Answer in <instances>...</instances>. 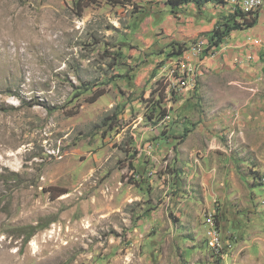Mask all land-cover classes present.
Wrapping results in <instances>:
<instances>
[{"label":"rangeland","instance_id":"obj_1","mask_svg":"<svg viewBox=\"0 0 264 264\" xmlns=\"http://www.w3.org/2000/svg\"><path fill=\"white\" fill-rule=\"evenodd\" d=\"M154 1L0 0V264H264V81L197 88Z\"/></svg>","mask_w":264,"mask_h":264},{"label":"crops","instance_id":"obj_2","mask_svg":"<svg viewBox=\"0 0 264 264\" xmlns=\"http://www.w3.org/2000/svg\"><path fill=\"white\" fill-rule=\"evenodd\" d=\"M176 1L179 3V0ZM156 2H159L160 11H158L157 15H159L158 18H161V20L156 27L151 26L150 30L151 32L158 30L161 32V36H159L163 38L162 44L164 46L175 41L179 43L178 45H182L187 49L191 41L201 37L207 38L217 24L228 25V27L238 25V29L232 30L228 34L219 48L214 50L213 55L207 57L203 55L201 57L202 76L198 80L197 88L199 84L201 86L205 78H211L210 76H219L225 73L228 75L234 74L239 81L249 80L247 81L248 84L253 86L251 91L256 92L258 90L259 83L264 81L263 13L245 14V17L234 16L238 8L232 4L231 0H183L182 4H178L173 9L169 4V0H155V5ZM244 19L249 21L253 19V26L251 28H245V25H243ZM152 21L156 23L155 18ZM178 65H180L182 73L190 70V73L186 75L192 84L196 82L195 78L201 75L200 72L194 73V70L190 69L191 65L185 64L184 62H180ZM196 69H199V67L196 66ZM233 82L230 80L226 83L227 87L233 84ZM217 86L219 85L215 87ZM261 96L259 95L257 98L252 96V98L264 102V98L261 99ZM220 115L231 120L234 115V110L230 109L226 114ZM261 118L262 123H264V117L261 116ZM249 125L251 126V124ZM249 130L251 129H246L245 132ZM240 163L242 164L239 166L244 165L242 161ZM228 164L224 163V166L227 167L229 166ZM231 179L234 181L233 177Z\"/></svg>","mask_w":264,"mask_h":264},{"label":"trees","instance_id":"obj_3","mask_svg":"<svg viewBox=\"0 0 264 264\" xmlns=\"http://www.w3.org/2000/svg\"><path fill=\"white\" fill-rule=\"evenodd\" d=\"M98 0H74V6L76 8L77 11L82 12L86 7H88L90 4H94L96 3ZM106 2H108L111 5H120V4H128V2H130V0H105ZM183 0H179V3H177L176 0H169V4L170 6H172L171 8L173 9L175 6H177L178 4H182ZM239 10V9H238ZM238 10L235 11L234 16H241V17H245L243 13L239 12ZM254 24V20L251 19V21L244 19L243 20V25H245V28H251ZM226 28V29H224ZM238 29V25L235 26H229L228 25H223V24H217V26H215V28L212 30L211 34L207 36V39L209 41V48H211L212 50H215L217 48H219V46L222 44L223 40L228 36V34L232 31V30H237ZM186 48H184L182 45H176L175 46H170V54L169 56L174 58V57H180L183 52L185 51ZM209 50L207 49L205 51V53L208 54ZM103 95V93L100 91H95L94 95H93V101L97 100V98L101 97ZM49 111H52L51 109H48ZM64 193H60L58 192L57 194H55L53 197L51 195V198H57L61 195H63ZM37 227H31L30 230H35Z\"/></svg>","mask_w":264,"mask_h":264},{"label":"built area","instance_id":"obj_4","mask_svg":"<svg viewBox=\"0 0 264 264\" xmlns=\"http://www.w3.org/2000/svg\"><path fill=\"white\" fill-rule=\"evenodd\" d=\"M232 4H239V11L243 14H252V13H263L264 14V0H246V3H239V0H231ZM264 39V37H263ZM209 50L208 54L205 53L206 50ZM186 55L191 56V70L194 72H202V69H196V62L202 61V56L205 57L211 56L214 54V50L209 48V41L206 37H201L193 40L190 46L183 52ZM192 92V88H191ZM209 230H208V244L210 248L217 250L220 247V237L216 225L209 221Z\"/></svg>","mask_w":264,"mask_h":264},{"label":"bare ground","instance_id":"obj_5","mask_svg":"<svg viewBox=\"0 0 264 264\" xmlns=\"http://www.w3.org/2000/svg\"><path fill=\"white\" fill-rule=\"evenodd\" d=\"M239 3H246V0H239ZM239 9V4H234ZM182 81V80H181ZM178 83V82H177ZM181 86V85H180Z\"/></svg>","mask_w":264,"mask_h":264}]
</instances>
